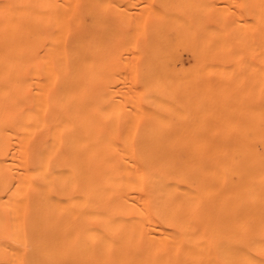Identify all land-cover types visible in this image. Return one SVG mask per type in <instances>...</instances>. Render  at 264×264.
Wrapping results in <instances>:
<instances>
[{"label":"bare ground","instance_id":"1","mask_svg":"<svg viewBox=\"0 0 264 264\" xmlns=\"http://www.w3.org/2000/svg\"><path fill=\"white\" fill-rule=\"evenodd\" d=\"M0 200L25 264H264V0H0Z\"/></svg>","mask_w":264,"mask_h":264},{"label":"rangeland","instance_id":"2","mask_svg":"<svg viewBox=\"0 0 264 264\" xmlns=\"http://www.w3.org/2000/svg\"><path fill=\"white\" fill-rule=\"evenodd\" d=\"M183 63L186 64L187 60L184 59ZM21 223V212L15 210L12 203L0 200V264L26 263Z\"/></svg>","mask_w":264,"mask_h":264}]
</instances>
